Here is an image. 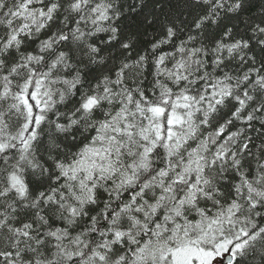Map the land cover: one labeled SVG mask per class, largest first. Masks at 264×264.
I'll return each mask as SVG.
<instances>
[{
    "label": "snow or ice",
    "instance_id": "1",
    "mask_svg": "<svg viewBox=\"0 0 264 264\" xmlns=\"http://www.w3.org/2000/svg\"><path fill=\"white\" fill-rule=\"evenodd\" d=\"M0 264H264V0H0Z\"/></svg>",
    "mask_w": 264,
    "mask_h": 264
}]
</instances>
